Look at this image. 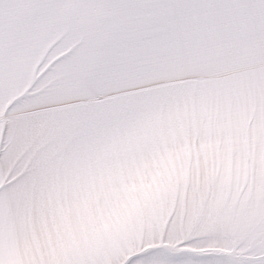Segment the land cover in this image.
<instances>
[{"label":"snow or ice","instance_id":"1","mask_svg":"<svg viewBox=\"0 0 264 264\" xmlns=\"http://www.w3.org/2000/svg\"><path fill=\"white\" fill-rule=\"evenodd\" d=\"M0 264H264V0H0Z\"/></svg>","mask_w":264,"mask_h":264}]
</instances>
